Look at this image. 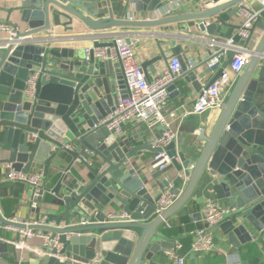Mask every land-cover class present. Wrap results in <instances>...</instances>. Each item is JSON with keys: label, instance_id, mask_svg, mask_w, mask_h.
Wrapping results in <instances>:
<instances>
[{"label": "water", "instance_id": "water-1", "mask_svg": "<svg viewBox=\"0 0 264 264\" xmlns=\"http://www.w3.org/2000/svg\"><path fill=\"white\" fill-rule=\"evenodd\" d=\"M125 1L124 12L134 6L138 12L151 13L162 11L170 0ZM107 4L105 9L100 0H20L9 9L20 12L25 28L0 47V165L11 163L15 170L30 173L35 164H43L46 174L51 162L61 158V151L71 156L65 168H58L61 176L53 190L58 198L54 204L61 212L50 213L53 225L48 221L36 227L51 232L61 243L45 264H159L154 256L173 245L162 241V225L171 223L170 217L187 203L200 181L218 201L227 200L236 209L221 224L232 244H259L260 239L264 242V10L251 28L250 37L243 40L237 34L241 24L232 20L242 8L257 9L247 0H216L213 6L199 12H174L151 19L116 18L111 0ZM190 21L196 30L212 37L202 40L209 47L204 63L215 55L212 46L221 48L222 41L231 37L248 48L251 57L213 127L199 136L202 148L194 144L184 155L177 153L174 141L166 147L172 164L188 177V182L184 190L174 189L176 200L157 213L156 203L162 193L156 191L167 188L169 182H146L136 161L102 123L115 107L114 92L126 83L123 73L113 70L112 61L96 57L94 49L114 44V40L103 41L111 37L112 29L168 28L181 23L186 30ZM54 28L65 32L86 28L94 39L93 47L87 52L54 46V42L72 40L55 36ZM256 28L263 33L252 47L250 41ZM233 30L237 32L233 34ZM127 40H131L130 36ZM174 52L183 73L169 90H174L176 82L183 78L200 92L203 84L198 66L190 69L178 46ZM235 54L234 50L227 51L224 68ZM160 58L167 59L164 52ZM153 61L144 62L143 71ZM34 71L39 72V78L32 99L24 91ZM70 143L75 146H65ZM89 153L99 157L95 165H89L82 156L88 158ZM77 160L87 164V173L74 175L72 168ZM154 171L159 176L163 173L158 167ZM178 181L183 182V178ZM118 207L129 214V219L108 218L109 213L119 211ZM0 225L25 227L1 212ZM7 249L8 245L1 242L0 250Z\"/></svg>", "mask_w": 264, "mask_h": 264}, {"label": "crops", "instance_id": "crops-1", "mask_svg": "<svg viewBox=\"0 0 264 264\" xmlns=\"http://www.w3.org/2000/svg\"><path fill=\"white\" fill-rule=\"evenodd\" d=\"M100 1L103 3L105 9H107V0ZM219 1L222 3L228 0ZM247 1L250 2L251 6L260 8L258 2L254 0ZM125 2V0L122 2L111 0V7L116 18L142 19L148 16L161 17L169 12L195 13L203 10L198 0H170L162 11L151 13L138 12L134 6H131L124 12ZM19 3L20 0H0V22H10L13 25H18L19 29L23 30L25 24L20 21V12L15 10L9 11V9L11 10ZM232 21L241 24V16H236ZM180 25L181 23L168 26L169 29L162 27L112 29L110 31L111 37L103 41H113L117 36H130L134 42L135 54L141 66L144 62L154 59L153 63L144 71L149 81L154 80L167 68L172 56L175 55L174 47L178 46L181 54L186 58L189 68L193 69L198 66L199 78L204 86L213 80L218 70L224 68V61L218 66L216 71L208 68L204 62L206 61L207 48L209 47L202 44V40H206V38L212 39V37L196 30L193 21L188 22L189 27L186 30L181 28ZM53 30L55 36L70 37L72 39L65 42H54V46L77 47L83 51L93 47L94 39L89 36V31L86 28L70 32H65L61 28H54ZM236 32V30H233L232 33L235 34ZM262 33L263 30L261 28H256L250 41V46L254 47L257 44ZM216 36L220 35L217 34ZM7 38V34L0 33V47ZM163 52L166 55V60L160 58ZM111 63L116 73H123L122 65L119 61H112ZM227 69V67L224 68V70ZM235 78L237 79L238 77ZM175 85V89L170 91L168 108L169 110H174L178 115L173 120V126L177 132V138L174 141L175 149L177 153L180 152L185 155L194 144H198V148H202L203 143L199 140V136H201L204 130L206 132L211 130L223 107L207 110L201 114L186 113L191 110L194 98L199 91H196L183 78L178 80ZM122 91H127L126 85L124 88H117L114 92L115 105L118 103ZM230 93L231 91L229 90L225 94V102ZM123 129L124 135L116 137V139L120 142L122 149L136 161L137 168L144 180L154 183L167 177L177 185V188L181 191L184 190L188 177H185L182 172H178L172 162L160 176L152 167V159L156 153L152 144L157 135L161 134L162 126L159 124L151 125L130 122L125 124ZM67 145L75 146L74 143ZM60 153L61 158L52 161L45 174L46 190L36 208L31 205L32 187L21 182L8 180L6 178L7 169L5 164L0 165V212L5 218H15L20 223H23L39 220L47 216L49 221L50 213L56 214L61 212V209H58V206L54 204L58 202V198L53 190L61 176L58 168H65L70 162L71 156L64 151ZM88 159L93 161V165L100 160L99 157L92 153H89ZM40 171H44L45 173L44 165L35 164L30 173ZM72 172L76 176L87 173V164L85 165L80 160H77L72 168ZM179 177L183 178V182L178 181ZM165 189V187L159 188L156 193H162ZM211 200H217L214 192L203 181H200L187 203L170 217L171 223H163L162 227L165 237L162 241H166L169 244H174L177 241L182 242L183 247L179 253L184 256L185 264H264V242L261 239L259 244L253 242L235 246L230 242L228 235L223 231L221 225L214 229L216 242V249L214 251L194 252L191 250L192 237L189 232L205 225L203 207L206 202ZM219 202L224 206H230L227 200H220ZM117 210L122 211V207H118ZM49 224L53 225L54 222L49 221ZM0 227V243L4 242L8 245L6 251L0 250V264H45L46 260L38 258L29 249L18 250L15 247V241L20 239L19 232L1 225ZM40 243L41 241L38 238L29 241V244L34 247L39 246ZM165 249H162L159 255H155L154 260L159 264H172V260L165 253Z\"/></svg>", "mask_w": 264, "mask_h": 264}, {"label": "built area", "instance_id": "built-area-1", "mask_svg": "<svg viewBox=\"0 0 264 264\" xmlns=\"http://www.w3.org/2000/svg\"><path fill=\"white\" fill-rule=\"evenodd\" d=\"M198 1L203 10L216 2V0ZM254 1L260 4V8H242L239 11L242 27L237 34L243 40L250 37L251 28L261 19V12L264 10V0ZM146 18L151 19L156 18V16H148ZM18 31V26L10 22H0V33L7 34V39L13 40ZM222 44L221 48L211 47L215 55L207 63L208 68L212 70L216 64L220 65L224 61L223 59L226 58L228 50H234L236 54L232 57L227 70H223L222 74L214 82L203 86L202 90L195 96L191 110L186 113L201 114L207 110L222 108L225 104V94L233 88L235 77H238L248 65L251 57V51L248 48H245L242 44L235 43L232 37L225 39ZM90 49L87 48L86 51L89 52ZM94 53L101 60L119 61L121 63L127 88L126 93L120 95L118 103L107 117L103 119L102 123L114 133L115 137H122L124 135V125L130 122L161 125L162 132L159 137L153 140L152 144L156 150L152 159V167H158L159 170L164 171L171 163V157L168 155L166 147L177 138L173 120L178 115L174 110H169L168 105L171 94L169 87L182 73L180 58L176 55L172 56L167 68L154 80L149 81L136 57L134 42L132 40L128 41L127 36L115 37L112 46L95 48ZM38 78V71H34L29 75L24 91L27 97L35 98ZM33 137L35 138L36 134ZM65 146L73 148L70 145ZM82 156L89 165H93L92 160H89L84 154ZM5 166L8 180L21 182L32 187L31 205L36 208L46 190L44 171L25 173L15 170L11 163H5ZM165 179L168 180L169 184L156 203L157 213L169 207L177 198L174 193V189L177 188L176 184L167 177ZM235 211V208L224 206L217 200L206 202L203 207L205 225L189 232L192 237L191 250L194 252L214 251L216 249L214 229L220 226ZM129 217V214L125 211H113L108 214V218L112 221H124L129 219ZM9 220L20 223L15 218ZM47 223L48 217L44 216L39 220L20 223L25 227L15 225H5L4 227L19 232L20 239L15 241V247L18 250L29 249L38 258L46 260L52 255L53 249L61 248L58 237H52L51 232L36 228ZM34 238H38L41 241L39 246L34 247L29 244V241ZM182 247V242L177 241L171 247L165 249V253L172 260V264H185L184 256L179 253Z\"/></svg>", "mask_w": 264, "mask_h": 264}, {"label": "trees", "instance_id": "trees-1", "mask_svg": "<svg viewBox=\"0 0 264 264\" xmlns=\"http://www.w3.org/2000/svg\"><path fill=\"white\" fill-rule=\"evenodd\" d=\"M176 187H177V185H176Z\"/></svg>", "mask_w": 264, "mask_h": 264}]
</instances>
